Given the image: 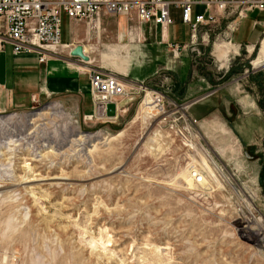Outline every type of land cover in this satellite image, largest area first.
<instances>
[{
	"label": "rangeland",
	"instance_id": "374dc122",
	"mask_svg": "<svg viewBox=\"0 0 264 264\" xmlns=\"http://www.w3.org/2000/svg\"><path fill=\"white\" fill-rule=\"evenodd\" d=\"M232 19L202 25L182 81L147 85L197 120L195 145L141 98L88 118L55 95L0 98V264H264V12L235 32L253 47L220 61Z\"/></svg>",
	"mask_w": 264,
	"mask_h": 264
},
{
	"label": "crops",
	"instance_id": "0c3cea01",
	"mask_svg": "<svg viewBox=\"0 0 264 264\" xmlns=\"http://www.w3.org/2000/svg\"><path fill=\"white\" fill-rule=\"evenodd\" d=\"M202 8L196 5L193 12H201ZM170 12L173 22L165 28L141 22L135 14L101 12L92 22L76 21L62 14L60 45L47 55L45 62H38L35 53L13 54L8 44L0 50V98L4 97L7 106L28 108L32 101L55 95L64 102L77 103L81 116L88 118L94 115L89 84L92 71L114 75L126 88L138 83L154 85L161 70L182 81L189 72L197 44L189 43L190 29L181 22L178 7L171 6ZM234 23L233 29L224 31L227 41L214 44L220 61L226 59V46L230 45L231 50L235 47L236 54V48L247 49L255 44L235 41L240 21ZM175 44L186 47L174 52L170 45ZM77 45L82 47L86 61L71 56Z\"/></svg>",
	"mask_w": 264,
	"mask_h": 264
},
{
	"label": "built area",
	"instance_id": "2783aa9c",
	"mask_svg": "<svg viewBox=\"0 0 264 264\" xmlns=\"http://www.w3.org/2000/svg\"><path fill=\"white\" fill-rule=\"evenodd\" d=\"M196 5L203 7L201 12H193ZM171 6L178 7L181 22L189 26L190 44L196 40L200 26L214 24L220 17H233L234 23L256 10L264 12V0H0V50L8 44L13 54L35 53L38 62L43 63L47 55L60 45L62 14L86 22H92L101 12L125 16L135 14L141 22H153L165 28L173 22ZM254 23L261 24L258 20ZM262 36L263 39L264 27ZM170 47L177 52L186 44ZM89 84L94 115L99 106L105 115L108 103H114L117 111L137 98L142 102L146 95L154 113L166 114L163 95L144 83L126 88L116 76L92 71ZM174 113H167L163 118L168 122V128L184 145H195L197 120L181 114L169 118ZM189 175L195 183L203 181L202 173L195 168Z\"/></svg>",
	"mask_w": 264,
	"mask_h": 264
},
{
	"label": "water",
	"instance_id": "95a60500",
	"mask_svg": "<svg viewBox=\"0 0 264 264\" xmlns=\"http://www.w3.org/2000/svg\"><path fill=\"white\" fill-rule=\"evenodd\" d=\"M71 56H75L78 57L82 60H87V56H85L82 52V47L80 45L75 46L72 51H71ZM96 115L97 116H101L103 115L101 107L99 106L96 110ZM116 115V110H115V105L114 103H108L106 106V112H105V116L106 117H113Z\"/></svg>",
	"mask_w": 264,
	"mask_h": 264
},
{
	"label": "bare ground",
	"instance_id": "6f19581e",
	"mask_svg": "<svg viewBox=\"0 0 264 264\" xmlns=\"http://www.w3.org/2000/svg\"><path fill=\"white\" fill-rule=\"evenodd\" d=\"M229 43V42H228ZM249 48H251V46H249ZM262 60H264V38L262 39V42L260 44V50H259V55L258 57L255 59V61H253V64L257 65L259 64ZM145 103L146 106L145 108L148 109V111L151 109V105L149 104L150 103V98L148 97V95H146L145 97ZM150 105V106H149ZM145 110V109H144ZM147 113V112H146ZM209 169L212 170V168L208 167ZM212 173V172H211ZM213 174V173H212Z\"/></svg>",
	"mask_w": 264,
	"mask_h": 264
}]
</instances>
